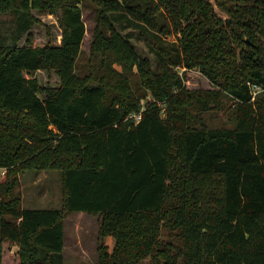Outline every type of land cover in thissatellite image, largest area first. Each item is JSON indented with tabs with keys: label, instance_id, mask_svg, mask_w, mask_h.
<instances>
[{
	"label": "trees",
	"instance_id": "trees-1",
	"mask_svg": "<svg viewBox=\"0 0 264 264\" xmlns=\"http://www.w3.org/2000/svg\"><path fill=\"white\" fill-rule=\"evenodd\" d=\"M35 12L57 18L59 43L33 45ZM248 83L264 88V0H0V264H62L76 212L100 218L97 264H264V91L251 100ZM227 109L231 127L207 124ZM27 170L60 171V208H22Z\"/></svg>",
	"mask_w": 264,
	"mask_h": 264
},
{
	"label": "rangeland",
	"instance_id": "rangeland-1",
	"mask_svg": "<svg viewBox=\"0 0 264 264\" xmlns=\"http://www.w3.org/2000/svg\"><path fill=\"white\" fill-rule=\"evenodd\" d=\"M82 20L85 26V35L81 43V56L78 59V70L87 68L90 57V44L95 28L96 11L91 4L81 5ZM40 20L32 28L34 37L33 45L42 46L48 42L59 43L60 29L57 18L49 14L34 13ZM136 50L138 56L147 58L151 66H155V56L151 53L144 39L141 30L137 27H128L122 31ZM169 36L167 40H173ZM183 78V83L188 89H214L209 80L196 69H178ZM43 86H58L59 78L53 73L37 71L33 74ZM131 82L134 81L133 77ZM227 106L232 105V100H226ZM206 122L211 127H231L228 109L215 115H208ZM21 206L23 209H58L61 207V180L59 170H27L19 174V186ZM100 218L96 215L81 213H70L64 220V248L62 264H97L96 247L98 245L97 234ZM166 232L162 233V239H166ZM104 243L111 251L114 241L111 237H105ZM15 249V248H14ZM150 257H147L141 264H151Z\"/></svg>",
	"mask_w": 264,
	"mask_h": 264
},
{
	"label": "built area",
	"instance_id": "built-area-1",
	"mask_svg": "<svg viewBox=\"0 0 264 264\" xmlns=\"http://www.w3.org/2000/svg\"><path fill=\"white\" fill-rule=\"evenodd\" d=\"M250 93H251V100L254 99V97L259 93L264 91V88L261 85L254 84V83H248ZM131 118L134 119V122L137 123L141 119V110L137 113H133L130 115ZM5 169L0 168V175H4Z\"/></svg>",
	"mask_w": 264,
	"mask_h": 264
},
{
	"label": "crops",
	"instance_id": "crops-1",
	"mask_svg": "<svg viewBox=\"0 0 264 264\" xmlns=\"http://www.w3.org/2000/svg\"><path fill=\"white\" fill-rule=\"evenodd\" d=\"M78 213H81L82 214L83 212H78ZM83 214H85V213H83ZM64 239H65V235H64Z\"/></svg>",
	"mask_w": 264,
	"mask_h": 264
}]
</instances>
